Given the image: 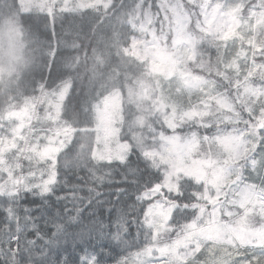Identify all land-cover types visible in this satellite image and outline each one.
Returning <instances> with one entry per match:
<instances>
[{"label":"snow or ice","instance_id":"snow-or-ice-1","mask_svg":"<svg viewBox=\"0 0 264 264\" xmlns=\"http://www.w3.org/2000/svg\"><path fill=\"white\" fill-rule=\"evenodd\" d=\"M3 18L0 264H264V0Z\"/></svg>","mask_w":264,"mask_h":264},{"label":"clouds","instance_id":"clouds-1","mask_svg":"<svg viewBox=\"0 0 264 264\" xmlns=\"http://www.w3.org/2000/svg\"><path fill=\"white\" fill-rule=\"evenodd\" d=\"M7 18L0 19V27L4 25V22ZM20 60L13 61L12 66L9 67V57L7 54L0 55V73L5 77L15 76L17 73L23 75V73L27 72L31 65L27 63L29 59V55L27 50L25 49L21 53H19Z\"/></svg>","mask_w":264,"mask_h":264},{"label":"trees","instance_id":"trees-1","mask_svg":"<svg viewBox=\"0 0 264 264\" xmlns=\"http://www.w3.org/2000/svg\"><path fill=\"white\" fill-rule=\"evenodd\" d=\"M56 29H57V32L60 31V23L59 22L56 23Z\"/></svg>","mask_w":264,"mask_h":264}]
</instances>
